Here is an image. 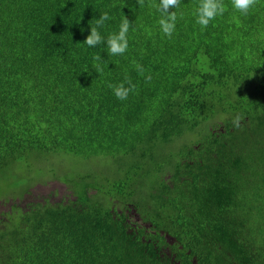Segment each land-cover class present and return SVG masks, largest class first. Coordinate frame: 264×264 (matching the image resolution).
Here are the masks:
<instances>
[{"label":"trees","instance_id":"16d2710c","mask_svg":"<svg viewBox=\"0 0 264 264\" xmlns=\"http://www.w3.org/2000/svg\"><path fill=\"white\" fill-rule=\"evenodd\" d=\"M202 2L0 0V264H264V0Z\"/></svg>","mask_w":264,"mask_h":264},{"label":"clouds","instance_id":"9594fccd","mask_svg":"<svg viewBox=\"0 0 264 264\" xmlns=\"http://www.w3.org/2000/svg\"><path fill=\"white\" fill-rule=\"evenodd\" d=\"M179 0H161L160 7L164 9L161 13V19L159 24L161 25L162 31L165 35H171L174 29V23L176 20L175 13L169 14L167 16L164 13L170 6L177 5ZM254 3V0H233V7L243 12H247L249 6ZM224 11V6L220 3L214 2V0H203L196 12V22L201 25V27H206L210 20L215 16L222 14ZM109 19L108 14L104 13L100 19L97 21V25H101L105 20ZM129 29V22L127 19L122 20L119 28L118 34H112L108 37L107 43L109 46V52L111 54H122L127 49V39L126 33ZM101 36L96 28L90 30V35L86 38L84 43L88 46H95L101 42ZM131 90L125 88L122 84L114 88V95L120 99L124 100L127 98L128 92Z\"/></svg>","mask_w":264,"mask_h":264},{"label":"rangeland","instance_id":"374dc122","mask_svg":"<svg viewBox=\"0 0 264 264\" xmlns=\"http://www.w3.org/2000/svg\"><path fill=\"white\" fill-rule=\"evenodd\" d=\"M73 171H76L78 168L72 167ZM67 194V187L64 183L49 181L46 184H35L33 188V193L29 196H26V200L22 201V206L26 204L28 201L33 200V197L44 196L45 198H49L53 201H58V199L64 197ZM21 205V199H19ZM11 203L0 201V209L4 211H8Z\"/></svg>","mask_w":264,"mask_h":264},{"label":"water","instance_id":"95a60500","mask_svg":"<svg viewBox=\"0 0 264 264\" xmlns=\"http://www.w3.org/2000/svg\"><path fill=\"white\" fill-rule=\"evenodd\" d=\"M195 262V261H194Z\"/></svg>","mask_w":264,"mask_h":264}]
</instances>
